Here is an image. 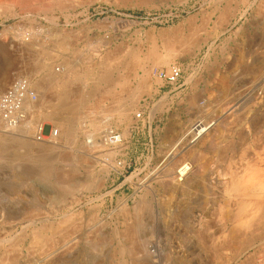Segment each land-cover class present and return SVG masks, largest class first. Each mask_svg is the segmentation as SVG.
Returning a JSON list of instances; mask_svg holds the SVG:
<instances>
[{"label":"rangeland","instance_id":"374dc122","mask_svg":"<svg viewBox=\"0 0 264 264\" xmlns=\"http://www.w3.org/2000/svg\"><path fill=\"white\" fill-rule=\"evenodd\" d=\"M31 1L0 0V32L7 26L17 28L19 38L26 37L29 43L38 45L35 55L46 58L53 52L50 62L58 72L80 60L81 69H91L92 81H76L68 91L83 92L91 103L88 101L83 108L84 122L77 127V137L73 139L59 125L42 121L60 130L61 148L54 158L39 161L23 156L22 161L16 145L0 141V151L7 149L2 155L14 159L11 168L7 159L0 160V264H143L134 250L142 236L149 248L159 247L156 256L149 257L152 263L148 259L147 264H264V204L254 206L251 214L236 218L240 207L236 189L240 184L235 188L240 178H246L242 176L246 171L264 170V74L260 72L264 66V0ZM22 2L24 6L29 2L27 9ZM239 11L244 15L238 20ZM64 40L70 41V49L61 50L59 44ZM55 49L59 52L55 53ZM27 53L31 50H0V92L16 78L28 75L34 61ZM173 63L186 67L181 88L167 86L152 75L154 68H169ZM46 74L47 71L39 73L36 81ZM104 81L109 85H104ZM187 87L192 94L189 106L198 107L199 112L192 118L183 117L184 110L181 113L173 109L167 114L172 123L186 121V129L173 142L144 140L143 124L150 111L153 120L162 102L156 103L160 96L155 101L152 96L160 90L180 92ZM147 99L151 106L144 112V119L138 120L136 114ZM197 121L215 123L209 130L211 134L216 131L209 137L213 143L205 136L191 143L192 138L186 135L181 150L161 162ZM107 128L123 135L125 143L119 149H107L99 142ZM88 134H95L93 140L101 146L92 148ZM225 139L226 175L219 166L222 163L216 162L212 171L192 172L188 179L191 184L186 188H177L176 182H163L168 166L178 158L179 163L197 167L196 155H218ZM158 157L160 160L154 164ZM257 179L264 182V176ZM144 184L146 188H142ZM226 185L228 188H224ZM229 186H234V192L225 190L233 188ZM214 223H218L217 227ZM140 224L145 228L143 234L139 232ZM235 224L241 225L239 230L244 234L234 241L230 231ZM33 230L37 232L32 234ZM62 237L70 238L69 250L63 248L61 254L60 250L48 262L42 261L40 254L55 252ZM51 248L54 249L49 251Z\"/></svg>","mask_w":264,"mask_h":264},{"label":"bare ground","instance_id":"6f19581e","mask_svg":"<svg viewBox=\"0 0 264 264\" xmlns=\"http://www.w3.org/2000/svg\"><path fill=\"white\" fill-rule=\"evenodd\" d=\"M3 1V0H2ZM13 1V0H12ZM16 1V0H15ZM24 1V0H23ZM28 1V0H27ZM31 1V0H30ZM41 1V0H40ZM231 1V0H230ZM237 1V0H236ZM32 2V1H31ZM7 3H8V1H7ZM28 4L27 5H29V2H27ZM43 3V2H42ZM61 3V2H60ZM236 3V2H235ZM234 3V4H235ZM247 3V2H246ZM3 4V3H2ZM11 4V3H10ZM39 4H40V2H39ZM64 4V3H63ZM259 4V3H258ZM7 5V4H6ZM21 5H23V2H22V4ZM27 5H23L26 9H27ZM37 5V4H36ZM231 5V4H230ZM230 5L229 6H227L226 7V9H227V11H228V9H230ZM236 5V4H235ZM244 5H245V2H244ZM23 7V8H24ZM36 7V6H35ZM218 7V6H217ZM225 7V6H224ZM264 7V6H263ZM3 8V7H2ZM7 8V7H6ZM32 8L33 7H31V9L30 10H32ZM237 7H235L234 9H236ZM251 8V7H250ZM8 9V8H7ZM26 9H24V11L26 10ZM221 9V8H220ZM225 9V8H224ZM233 9V10H234ZM261 9H262V7H261ZM260 9V10H261ZM2 9H0V11H1ZM6 10V9H5ZM9 10H11V8H9ZM9 10H8V12H9ZM218 10V9H217ZM259 10V11H260ZM263 10V9H262ZM261 10V11H262ZM12 11V10H11ZM21 11V10H20ZM33 11H34V8H33ZM41 11V10H40ZM235 11V10H234ZM237 11V10H236ZM264 11V10H263ZM263 11H262V13H263ZM22 12H23V10H22ZM214 12V11H213ZM232 12V11H231ZM5 13V12H4ZM26 13V12H25ZM29 13V12H28ZM221 14V13H220ZM232 14V13H231ZM234 14V13H233ZM16 15V14H15ZM219 15V14H218ZM228 15V14H227ZM226 14H225V16H227ZM237 17H236V19H238L239 20V18H241L244 14L241 12V11H239V13H237ZM255 15H256V13H255ZM260 15H261V13H260ZM11 16V15H10ZM233 16V15H232ZM12 17H14L13 15H12ZM224 17V16H223ZM18 18V17H17ZM16 18V19H17ZM231 18V17H230ZM29 22V21H28ZM231 22V21H230ZM235 22V21H234ZM55 24V23H54ZM230 25V24H229ZM21 26V25H20ZM14 27V26H13ZM17 27V26H16ZM247 27V26H246ZM59 30V29H58ZM195 30V29H194ZM24 32V31H23ZM36 32V31H35ZM18 29L16 28V29H12V27L11 26H7V27H4L3 28V30L0 32V50L1 49H6V48H8V47H10V48H13V49H19V48H22V49H29V50H31V53H27V56H31L30 58H32V62H33V67H32V69L30 70V72H28L27 74V78L29 79V80H31V82H32V85H33V87H34V89L37 91V93H38V95H39V99H38V101L34 104V103H31V102H27V104H26V106H25V108H26V110H28V111H30L31 112V114H34L33 115V118L32 119H30L27 123H25V124H23V125H21L19 128H17V129H14V130H10V129H8V128H6L4 125H0V141L1 142H3V143H6L7 142V144L8 143H11V144H14V145H16L17 146V152H19V154L22 156V158H23V156H27L28 158H37L39 161H46V160H48V159H50V158H54V157H56L58 154H59V152H60V148H61V146L59 145V143H58V141H56V140H54V141H52V142H47V141H45V142H39V141H37L36 139H35V137H34V132L36 131V128H37V126H36V123L37 122H42L43 120H45V121H52L53 123H55V124H57V125H59L60 126V128L62 129V131L64 132V131H66V133H67V136L69 137V138H75V136L77 137V135H76V131L78 130L77 129V127L81 124V121L85 118V117H83V113H82V111H83V108H85L87 105V103H88V101L86 100L87 98H86V95L83 93V92H80V91H74V92H69L68 90H69V88L72 86V84L73 83H75L76 81H79V80H82V81H87V80H89L90 79V77H91V75H92V71H90L89 69H81L80 67H81V65H82V63H81V61L80 60H78V61H76V62H74L73 61V63H71L70 65H68L67 67H65V68H63V71L62 72H58V71H56V70H54V68L51 66V62H50V60H52L53 59V57H52V55H54V53L52 52V54L50 55V56H48V57H46V58H43L41 55H35L34 53H35V51L37 50V48H39L38 47V45L36 44V43H29V39L27 40L26 39V37H24V38H19L18 37ZM28 33V32H27ZM20 34H22L21 33V31H20V33H19V35ZM24 34H26V32L24 33ZM64 34V33H63ZM57 35H59L58 33H57ZM65 35V34H64ZM68 35V34H67ZM194 35V34H193ZM24 36V35H23ZM32 36H34V33H33V35ZM61 36V35H60ZM20 37H22V36H20ZM27 38H29V37H27ZM63 38V37H62ZM33 39H34V37H33ZM35 40V39H34ZM193 40V39H192ZM52 41V40H51ZM36 42H37V40H36ZM70 41L68 42V41H66V40H64V41H62L60 44H59V47L61 48V50L62 49H68L69 48V46H70ZM183 43V42H182ZM44 44V43H43ZM43 44H42V46H43ZM72 44V43H71ZM41 46V45H40ZM168 46V45H167ZM44 47H45V45H44ZM49 47V46H48ZM50 48V47H49ZM70 49V48H69ZM51 51V50H50ZM46 51H44V53H45ZM54 52L55 53H58L59 52V50L57 49H55L54 50ZM136 53V52H135ZM25 54H26V52H25ZM48 54V53H47ZM168 54V53H167ZM24 55V54H23ZM49 55V54H48ZM59 55V54H58ZM61 55V54H60ZM64 55V54H63ZM170 55V54H169ZM46 56V55H45ZM66 56V55H65ZM163 56H161V57H159V58H162ZM170 57H172V56H170ZM108 58V57H107ZM77 59H79V58H77ZM104 59V58H103ZM106 59V58H105ZM163 59V58H162ZM164 59H165V57H164ZM169 59V58H168ZM84 60V59H83ZM108 60V59H107ZM106 60V61H107ZM157 60H159V59H157ZM264 60V59H263ZM71 61V60H70ZM109 61H110V59H109ZM261 61V60H260ZM104 62H105V60H104ZM67 63V62H66ZM69 63V62H68ZM142 63V62H141ZM140 63V64H141ZM163 63V62H162ZM168 62L166 61V64H167ZM94 64V63H93ZM92 64V65H93ZM109 64H110V62H109ZM114 64V63H113ZM253 64H255V63H252V65ZM261 64H263V62L261 63ZM60 65V64H59ZM142 65V64H141ZM250 65V64H249ZM248 65V66H249ZM251 65V66H252ZM61 66H63L64 67V65H61ZM102 66V65H101ZM106 66V65H105ZM103 67V68H106V67ZM108 67H109V65H107ZM112 66V65H111ZM251 66H249V67H251ZM254 66V65H253ZM88 67V66H87ZM95 67V66H94ZM107 67V68H108ZM115 67V66H114ZM249 67H248V69H249ZM62 68V67H61ZM252 68V67H251ZM254 68V67H253ZM102 69V68H101ZM113 69V68H112ZM135 70V69H134ZM42 71H47V74L44 76V79H42V80H37L36 81V76L39 74V73H41ZM97 71V70H96ZM109 71V70H108ZM114 71V70H113ZM151 71V70H150ZM245 71H247V70H245ZM94 72V71H93ZM100 72V71H99ZM98 72V73H99ZM260 72L262 73V74H264V66L262 65V67H260ZM97 73V74H98ZM101 73V72H100ZM106 73H107V69H106ZM257 73V72H256ZM248 74V73H247ZM149 76V75H148ZM257 76V75H256ZM256 76H254V77H256ZM98 77V76H97ZM96 77V78H97ZM140 77V76H139ZM121 78V77H120ZM41 79V78H40ZM106 79H108V76H106ZM146 79V78H145ZM94 80H95V78H94ZM105 80V79H104ZM111 80V79H110ZM89 81H92V78H91V80H89ZM97 81H98V79H97ZM99 82V81H98ZM101 82V81H100ZM108 81H106V83H107ZM121 82V81H120ZM127 82V81H126ZM125 82V83H126ZM146 82V81H145ZM149 82V81H148ZM147 82V83H148ZM79 83V82H78ZM85 83V82H84ZM94 83H96V80H95V82ZM111 84H113V83H111ZM102 85V84H101ZM104 85H109V83H107V84H105V81H104ZM79 86V85H78ZM114 86V85H113ZM151 86V85H150ZM80 87V90H81V86H79ZM94 87V86H93ZM105 87H107V86H105ZM111 87H112V85H111ZM82 88H83V86H82ZM89 88V87H88ZM101 88V87H100ZM110 88V86L108 87V89ZM139 88V87H138ZM142 88V87H141ZM148 88V87H147ZM75 89V88H74ZM84 89V88H83ZM83 89H82V91H83ZM98 89H99V87H98ZM143 89V88H142ZM141 89V90H142ZM146 89V88H145ZM105 90V89H104ZM112 90V89H111ZM110 90V91H111ZM138 90V89H137ZM89 91V90H88ZM93 91V90H92ZM99 91V90H98ZM108 92V91H107ZM112 93V92H111ZM114 93V92H113ZM91 96V95H90ZM91 98V97H90ZM89 97H88V99H90ZM240 102V101H239ZM89 103H91L90 101H89ZM239 104V103H238ZM129 106V105H128ZM236 106V105H235ZM132 108V107H131ZM129 109V108H128ZM234 111V110H233ZM231 112V111H230ZM230 112H227V114H229ZM128 113V112H127ZM90 114V113H89ZM88 116V118H89V115H87ZM86 120V119H85ZM111 120V119H110ZM110 120H108V121H110ZM108 121H107V123H108ZM83 122H84V120H83ZM106 123V124H107ZM95 124H97V122L95 123ZM214 124V123H213ZM211 125L212 124H203V122L202 121H197L195 124H193V126H192V128H191V130L188 132V133H186L181 139H180V142L179 143H177V144H173L174 146L169 150V152H168V154L166 155L168 158H169V156H173V155H175L176 153V151H178V149L180 148V146L182 145V141L184 140V138H185V136L186 135H188V134H190V133H193L194 132V134L192 135V138H193V140H192V142L193 141H195V140H201L200 138H204V136H205V140L207 139V141L209 142V143H213V141H211L212 139H210L209 137L210 136H212V134L209 132V130H210V127H211ZM55 126V125H54ZM81 126V125H80ZM94 126V125H93ZM104 126V125H103ZM107 126V125H106ZM82 127V126H81ZM97 127H99L98 125H97ZM89 128V127H88ZM189 128V127H188ZM108 129V128H107ZM111 129V128H110ZM214 129H215V127H214ZM213 129V130H214ZM80 130V129H79ZM99 130H101V129H99ZM90 131H92V130H90ZM80 132H78V134H79ZM62 134V133H61ZM82 135V134H81ZM213 135H215V133L213 134ZM62 136H64V135H62ZM88 136L89 137H91L92 139H95V134H88L87 135V138H88ZM66 137V136H65ZM190 137H191V135H190ZM215 137H217V136H215ZM66 139V138H65ZM77 139V138H76ZM80 139V138H79ZM68 140V139H67ZM67 140H65V141H67ZM78 140V139H77ZM96 140V139H95ZM94 140V141H95ZM100 140V139H99ZM188 140V139H187ZM187 140H186V143H187ZM204 140V141H205ZM98 141V140H97ZM95 142L93 145H91V147L93 148V147H100L101 145H99L98 144V142ZM189 141V140H188ZM199 141H198V144H199ZM76 142H78V141H76L75 140V143ZM100 142V141H99ZM217 142V141H216ZM216 142H215V144H216ZM181 143V144H180ZM185 143V142H184ZM196 143V142H195ZM205 143V142H204ZM208 144V143H207ZM13 145V146H14ZM196 146H197V144H196ZM202 146V145H201ZM207 146V145H206ZM214 146V145H213ZM86 147V146H85ZM90 147V148H91ZM103 147V146H102ZM182 147V146H181ZM190 148H192L191 146H189ZM14 148V147H13ZM76 148V147H75ZM72 150H73V148H71ZM108 149V148H107ZM119 149V148H118ZM64 150V149H63ZM90 150V149H89ZM92 150V149H91ZM113 150V149H112ZM179 150H181V149H179ZM183 150V149H182ZM213 150H215V149H213ZM3 151L4 152H7V149H6V147H5V149H3ZM101 151V150H100ZM4 152H1L0 151V160L1 159H7L8 160V162L10 163L11 161H12V165H9V163H8V168H11V166H13V158H11L9 155L7 156V157H5V156H3L2 155V153H4ZM63 152V151H62ZM103 152V151H102ZM16 153V152H15ZM256 153V152H255ZM14 154V153H13ZM18 154V153H17ZM217 154V153H216ZM263 154V153H262ZM6 155V154H5ZM86 155V154H85ZM196 155V154H195ZM258 155V154H257ZM264 155V154H263ZM20 156V157H21ZM107 156H108V154H107ZM178 156V155H177ZM260 155H258V157H259ZM13 157V156H12ZM17 157V156H16ZM100 157H102V156H100ZM109 157V156H108ZM114 157V156H113ZM196 157V156H195ZM222 157V156H221ZM58 158V157H57ZM64 158V157H63ZM82 158V157H81ZM21 159V158H20ZM68 159V158H67ZM175 159V158H174ZM179 159L180 158H178V160H176V161H174L173 163H171V166L169 165L168 166V168H167V171H166V173H165V175L163 176L164 177V179H163V182H165V184H170V183H175L176 182V186H177V188L179 187V188H181V187H183V188H186V187H184V186H187L188 184H191V182L190 183H188V179H189V177H190V174L192 173V172H196V170H198V167H196V166H194L193 167V165L191 164V163H186V162H183V161H180V163L178 162L179 161ZM258 160H260V159H258ZM16 161V160H15ZM22 161H24V158H23V160ZM51 161V160H50ZM78 161V160H77ZM195 161V160H194ZM2 162V161H1ZM16 162H18V161H16ZM38 162V161H37ZM256 162V161H255ZM15 163V162H14ZM21 163V162H20ZM19 163V165H21ZM258 163V162H257ZM44 164V163H43ZM18 165V166H19ZM247 165H248V163H247ZM254 165H256L255 163H254ZM6 166V165H5ZM245 166V165H244ZM243 166V167H244ZM249 166V165H248ZM263 166V165H262ZM17 167V166H16ZM252 167H256V166H252ZM251 167V168H252ZM17 169V168H16ZM15 169V170H16ZM254 169V168H253ZM256 169H258L257 167H256ZM13 170V169H12ZM243 170V169H242ZM245 170H246V168H245ZM259 170V169H258ZM14 171V170H13ZM199 171H203V170H201V168H200V170ZM206 171V170H205ZM244 171V170H243ZM250 172H245L242 176H244V175H246V178L243 180L242 178H240L241 180L240 181H238V183L236 182V184L233 182V181H230V182H233V185L235 184V188H236V186H237V184H240L239 186H237V189H236V191H238L237 192V195H238V197L240 198V199H238V200H240V207H239V209H238V211H237V213H236V218H239V217H245V215L246 214H248V213H250L251 214V210H252V208L254 207V206H256L257 204H259V203H263L264 204V182H262L261 180V182L262 183H260V182H258L257 180V178L258 177H263L264 176V170H262V172H260V171H257L256 173L251 169V170H249ZM256 171V170H255ZM49 172V171H48ZM204 172V171H203ZM208 172V171H207ZM192 176H193V174H192ZM23 177V176H22ZM236 178V177H235ZM234 178V179H235ZM197 179V178H196ZM195 179V180H196ZM204 179V178H203ZM209 179V178H208ZM233 179V180H234ZM237 179V178H236ZM194 180V179H193ZM62 181V180H61ZM65 181V180H64ZM70 181V180H69ZM199 181V180H198ZM203 181V180H202ZM235 181V180H234ZM149 182V181H148ZM200 182V181H199ZM230 182H228V183H230ZM153 183V182H152ZM206 183V182H205ZM260 183V184H259ZM194 184V183H193ZM259 184V185H258ZM196 185H197V183H196ZM152 186V185H151ZM189 186V185H188ZM191 186V185H190ZM193 186V185H192ZM227 186V185H226ZM91 187V186H90ZM147 187V186H146ZM145 187V184L142 186V188H146ZM166 187V186H165ZM194 187V186H193ZM198 187V186H197ZM229 187H233L232 189H225V190H229V191H231V190H233L234 189V186H229ZM87 188V187H86ZM189 188V187H188ZM196 188V187H195ZM216 188V187H215ZM224 188H228V186L227 187H224ZM153 189V188H152ZM190 189V188H189ZM208 189V188H207ZM167 190V189H166ZM212 190V189H211ZM224 190V191H225ZM235 190V189H234ZM234 190H233V192H234ZM173 191V190H172ZM207 191V190H206ZM221 191H222V189H221ZM224 191H223V193L222 194H224ZM228 191V192H229ZM235 191V192H236ZM196 192V191H195ZM227 192V193H228ZM232 192V191H231ZM226 193V194H227ZM230 193V192H229ZM232 194H235V193H232ZM231 195V194H230ZM224 196V195H223ZM234 196V195H233ZM225 197V196H224ZM226 198V197H225ZM225 198H224V200H225ZM232 198V197H231ZM206 199H207V197H206ZM237 199V198H236ZM143 200H145V199H143ZM227 200V199H226ZM234 200V199H233ZM232 200V201H233ZM146 201V200H145ZM205 201V200H204ZM147 202V201H146ZM145 202V203H146ZM231 202V201H230ZM142 203V202H141ZM210 203V202H209ZM224 203H226L225 201H224ZM237 204V203H236ZM140 205V204H139ZM147 205V204H146ZM225 206V205H224ZM236 206V205H235ZM252 206V207H251ZM141 207H142V204L140 205V207H139V209H141ZM211 207V206H210ZM209 207V208H210ZM230 207V206H229ZM233 207V206H232ZM264 207V206H263ZM260 208V207H259ZM225 209H228V206H227V208H225ZM263 209V208H262ZM137 210V209H136ZM208 210V209H207ZM222 210H223V208H222ZM222 210H221V212H222ZM260 210V209H259ZM258 210V211H259ZM138 211V210H137ZM233 211H235V210H233ZM233 211L232 212H230V213H233ZM204 214H205V212H204ZM226 214H227V212H226ZM223 215H225V214H222V217H223ZM228 215V214H227ZM220 216V215H219ZM70 217H71V215H70ZM218 218V217H217ZM216 218V219H217ZM229 218V217H228ZM259 218V217H258ZM261 218V217H260ZM199 219V218H198ZM213 219V218H212ZM215 219V218H214ZM219 219V218H218ZM222 219V218H221ZM223 219H224V217H223ZM222 219V221H225V220H223ZM232 219V218H231ZM252 219V218H251ZM68 220H70V219H68ZM203 220V219H202ZM229 220V219H228ZM195 221V220H194ZM214 221V220H213ZM218 221V220H217ZM260 221V220H259ZM262 221V220H261ZM205 222V221H204ZM209 222V221H208ZM214 222H216V220L214 221ZM235 222V221H234ZM242 222V221H241ZM255 222H256V219H255ZM254 222V223H255ZM210 223H213V222H210ZM209 223V224H210ZM250 223H251V221H250ZM248 224L247 223V225H251V226H253L252 224ZM37 224V223H36ZM98 224V223H97ZM215 224V223H214ZM216 224H218V223H216ZM215 224V226L217 227V225ZM231 224V223H230ZM261 224V223H260ZM196 225V224H195ZM198 225V224H197ZM247 225H246V227H247ZM69 226V225H68ZM75 226V225H74ZM73 226V227H74ZM95 226H96V224H95ZM139 226V225H138ZM204 226V225H203ZM228 226V225H227ZM235 227L230 231V235H231V237L233 238V240L235 241L236 239H237V236H239L240 237V235L243 233L241 230H239V228H241V225L240 224H235L234 225ZM62 227V226H61ZM77 227V226H76ZM76 227H74V228H76ZM210 227V226H209ZM208 227V228H209ZM223 227V226H222ZM246 227H244L245 229H246ZM67 228V227H66ZM65 228V229H66ZM74 228H72V229H74ZM193 228H195V227H193ZM198 228V227H197ZM203 228V227H202ZM207 228V229H208ZM228 228V227H227ZM230 228V227H229ZM256 228V227H255ZM34 229V228H33ZM42 229V228H41ZM48 229V228H47ZM56 229V228H55ZM144 226L143 225H141L140 224V226H139V232H140V234L142 233L143 234V232H144ZM217 229V228H216ZM226 229V228H225ZM263 229V228H262ZM35 230V229H34ZM34 230H33V233L32 234H34V233H36L37 231H35L34 232ZM69 230H71V229H69ZM68 230V231H69ZM92 230V229H91ZM98 230V229H97ZM130 230V229H129ZM138 230V229H137ZM204 231H205V227H204V229H203ZM64 231V230H63ZM72 231V230H71ZM70 231V232H71ZM78 231V230H77ZM76 231V232H77ZM95 232H96V230H94ZM208 231V230H207ZM216 231V230H215ZM223 231V230H222ZM248 231V230H247ZM251 231V230H250ZM252 231H254L253 229H252ZM80 232V231H79ZM95 232H94V234H95ZM100 232V231H99ZM227 232V231H226ZM249 232V231H248ZM46 233V232H45ZM64 233V232H63ZM75 233V232H74ZM137 233H138V231H137ZM206 234H211V233H207V232H205ZM37 234H39V233H37ZM93 234V235H94ZM130 234V233H129ZM227 234H228V232H227ZM244 234V233H243ZM253 234V233H252ZM263 234V233H262ZM59 235L60 234H58V237H59ZM66 235V234H65ZM65 235H63V236H65ZM205 235V234H204ZM203 234H201V236H204ZM208 235V236H209ZM246 235V234H245ZM248 235V234H247ZM255 235H257V234H255ZM38 236V235H37ZM37 236H36V238H37ZM61 236V235H60ZM99 236V235H98ZM127 236V235H126ZM130 236H131V234H130ZM137 236V235H136ZM211 236H212V234H211ZM249 236V235H248ZM250 236H251V234H250ZM261 236V235H260ZM39 238H40V236H38ZM74 237H75V235H74ZM134 237H135V235H134ZM226 237V236H225ZM247 237V236H246ZM253 237H255V236H253ZM49 238V237H48ZM67 238V237H66ZM66 238H63L62 237V240H61V242H60V240H59V246H58V248L56 249V251L55 252H52V253H47V254H44V256L42 255V254H40L41 255V257H42V261H46V262H48L49 260H51L52 258H53V256H54V254L56 253V252H58V251H60V254L63 252L62 251V249L63 248H66L67 249V246H68V244H69V241H68V238L66 239ZM73 238V237H72ZM131 238V237H130ZM147 238V237H146ZM207 238V237H206ZM34 239H35V237H34ZM59 239H60V237H59ZM76 239H77V237H76ZM78 239H79V237H78ZM104 239V238H103ZM122 239V238H121ZM132 239V238H131ZM202 239H203V237H202ZM57 240V239H56ZM55 240V241H56ZM69 240H70V238H69ZM132 240H135V238L134 239H132ZM150 240V239H149ZM207 239H205V241H206ZM255 240V239H254ZM260 240H262V239H260ZM35 241V240H34ZM46 241V240H45ZM44 241V242H45ZM78 241V240H77ZM96 241V240H95ZM94 241V242H95ZM204 241V242H205ZM227 241V240H226ZM243 241H244V239H243ZM257 241H259V240H257ZM21 242V241H20ZM36 242H37V239H36ZM35 242V243H36ZM72 242V241H71ZM70 242V243H71ZM80 242V241H79ZM78 242V243H79ZM96 243V242H95ZM136 244V243H135ZM204 245H205V243H203ZM206 244H207V242H206ZM213 244V243H212ZM247 244V243H246ZM2 245V244H1ZM11 244H9V246H10ZM15 245V244H14ZM36 245H37V243H36ZM53 245V244H52ZM55 245V244H54ZM134 245V243H132V246ZM151 246V245H150ZM51 247H53V246H51ZM73 247V246H72ZM77 248H78V246H76ZM129 247V246H128ZM154 247V248H153ZM177 247V246H176ZM245 247V246H244ZM243 247V248H244ZM124 248H125V246H124ZM54 248H51L49 251H52ZM66 249L64 250V252L66 251ZM158 249H159V247L157 248V246H152L151 248H149V242L147 241V239H145L144 238V236H142V238H141V240L139 241V243L136 245V246H134V250L136 251V253H137V255H138V257H141V260H140V262H143V264L145 263V264H147L146 262H148V259H149V257L150 256H153V257H155L156 256V254H157V251H158ZM67 250H69V248L67 249ZM123 250V249H122ZM125 250H126V248H125ZM133 250V248L130 250V252H132V251H134ZM164 250V249H163ZM73 251H75V249L73 250ZM129 251V250H128ZM134 251V252H135ZM1 252V251H0ZM68 252V251H67ZM71 252V251H70ZM127 252V251H126ZM219 252V251H218ZM133 253V252H132ZM163 253V252H162ZM72 254V253H71ZM160 254V253H159ZM69 255V254H68ZM161 255V254H160ZM8 256V255H7ZM57 256V255H56ZM59 256V255H58ZM2 257V256H1ZM4 257V256H3ZM40 257V256H39ZM67 258V257H66ZM66 258H63V259H66ZM155 259V258H154ZM154 259H152V260H154ZM0 260H1V258H0ZM60 260H61V258H60ZM59 260V261H60ZM53 261V260H52ZM157 261V260H156ZM3 262V261H2ZM151 262V259H149V263ZM5 263H7V262H5L4 261V264ZM51 263V261H49V264ZM134 263V262H133ZM152 263V262H151ZM154 263V262H153ZM36 264V263H35ZM121 264V263H120ZM135 264H139V261H137ZM155 264V263H154Z\"/></svg>","mask_w":264,"mask_h":264},{"label":"built area","instance_id":"2783aa9c","mask_svg":"<svg viewBox=\"0 0 264 264\" xmlns=\"http://www.w3.org/2000/svg\"><path fill=\"white\" fill-rule=\"evenodd\" d=\"M186 73V67L181 63H173L169 68H154L152 70V75L165 85L172 88H181L184 86V76ZM39 99L37 91L34 89L31 80L26 76H20L3 92H0V125H4L8 129H17L21 125L27 123L32 114L30 111L26 110L25 106L27 102L36 103ZM151 106L149 99L144 101L142 106V111L136 114L138 120L144 119V112L147 111ZM214 123V122H213ZM211 123L210 129L213 127ZM205 125L206 123L203 122ZM210 125V124H209ZM36 131L34 132V137L39 142H52L54 140L58 141L60 137V130L52 124H46L42 122L36 123ZM188 134L187 136L192 135ZM191 143H195L197 140ZM88 142L93 145L95 142L91 138ZM100 143L102 146L109 149H118L125 143L124 137L118 130L107 129L100 138ZM141 185V184H140Z\"/></svg>","mask_w":264,"mask_h":264},{"label":"crops","instance_id":"0c3cea01","mask_svg":"<svg viewBox=\"0 0 264 264\" xmlns=\"http://www.w3.org/2000/svg\"><path fill=\"white\" fill-rule=\"evenodd\" d=\"M188 89H191V88L187 87L186 89H182L180 92H172V90L169 92H162V90H160V92L154 94V97L152 96L151 99L152 100L154 99V101L156 97L160 96V99L156 103H160L161 101L162 102L157 107L154 113L153 120L151 119V111H150L149 117H147V121H145L143 124L144 125L143 134L142 136L141 135L140 136L144 140L146 141L150 140L153 142V140L156 139V142H159L160 144L165 142L166 140H170L173 142L186 129L188 125L186 121H181L178 123L175 120V122L172 123L167 117V114H169L168 111L170 110L173 111V109L174 111H180L181 113H183L182 110H184L186 116H183V117L187 118L188 116L189 118H192L196 113L199 112L198 107L195 108L193 105L189 106V103H190L189 99L190 97H192V94L191 92H188L189 91ZM181 101H185L184 105L182 106L179 105ZM196 103L198 105V101ZM164 120L166 121L165 123H163ZM214 133L216 135V131H214L213 134ZM140 136H138V138H140ZM132 140L134 139L132 138L131 141ZM221 147H222V152H219L218 155H213L211 153H206V152H203V153L199 152V154L196 155L197 158L195 160L198 162V165H197L198 170H196L195 174L202 172V171H199L200 168L203 171L205 170L212 171L214 169V164L216 162H220L222 164L219 166L223 168V175H226V168H227V141L226 139L223 141ZM167 158H168L167 156H165L164 158H161V162L164 161L165 159L167 160ZM158 160H160L159 157L154 161V164H157ZM220 169L218 171H220ZM214 174L215 173H213V175Z\"/></svg>","mask_w":264,"mask_h":264}]
</instances>
